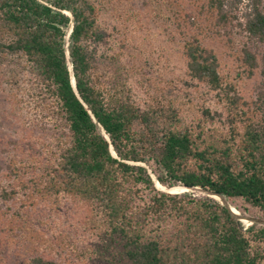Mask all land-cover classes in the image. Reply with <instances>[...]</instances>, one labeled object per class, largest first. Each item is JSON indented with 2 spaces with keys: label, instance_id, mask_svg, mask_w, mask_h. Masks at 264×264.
Returning <instances> with one entry per match:
<instances>
[{
  "label": "trees",
  "instance_id": "1",
  "mask_svg": "<svg viewBox=\"0 0 264 264\" xmlns=\"http://www.w3.org/2000/svg\"><path fill=\"white\" fill-rule=\"evenodd\" d=\"M242 1L143 0L185 64L180 83L158 86L127 52L126 33L117 48L109 41L116 27L108 33L104 15L139 22L133 0H0V68L21 64L54 133L41 157L30 144L27 161L10 159L9 188L0 186V231L27 242L19 264H264V225L244 227L217 200L240 199L264 221V0H245L242 14L259 59L242 48L224 72L206 45ZM233 71L260 73L255 98L238 92ZM135 82L149 90L143 103ZM181 187L216 199L172 192ZM62 204L76 208L77 241L30 221L39 206ZM61 240L70 255L53 259Z\"/></svg>",
  "mask_w": 264,
  "mask_h": 264
},
{
  "label": "rangeland",
  "instance_id": "2",
  "mask_svg": "<svg viewBox=\"0 0 264 264\" xmlns=\"http://www.w3.org/2000/svg\"><path fill=\"white\" fill-rule=\"evenodd\" d=\"M142 2L143 0H133L132 2L134 9L141 11L143 16L141 20L139 22H123L125 27L114 20L110 14L104 15L105 24L108 25L107 32L111 33L110 28L116 27L109 41L114 48H117L116 41L122 39L126 33V37L129 39L127 52L133 53L137 57L136 60L140 64L138 66L146 71L152 83L158 86L164 85L166 82L180 83L185 72L184 60L180 54V43L176 39L172 41L171 36L163 32L162 21L153 14L149 15ZM244 2L245 0L231 6L229 12L233 17L232 22L220 31L221 35L209 37L206 41V45L211 47L220 58L224 72L229 68L235 69L237 63L230 56L234 52L237 53L240 49L247 48L254 52L259 59L263 50L262 43L244 31L242 15L245 11ZM66 39H68V35ZM2 65L5 66L0 68V186L9 188L10 182L7 181L4 173L10 159L26 160L31 153V150L28 149L30 144L34 147V152H32L38 153L41 157L42 150L50 144L54 133L51 120L46 118V113L36 109L30 95L31 81L24 70H20L21 64L9 61ZM11 72H20V75L17 74V83L10 86L7 81L10 79ZM234 73V71L231 72V75L235 78L233 82L236 83L238 92L245 99L255 98L261 78L260 73L256 72L251 78L242 77L241 79L235 77ZM147 89L146 86L135 82L133 91L137 102L143 103L148 99L146 91L149 90ZM181 190V188H176L172 192H185ZM186 191L208 195L202 190L188 189ZM209 196L216 199L213 195ZM217 200L223 202L220 199ZM225 201L230 209L233 206L239 212L237 215L243 217L240 221L244 227L252 223L263 224L260 222L263 220L258 217V211L242 200ZM6 204L13 210L19 205V201L11 200ZM0 206L2 210L6 211L3 199H0ZM76 214H78L76 208L68 204H62L56 213L48 206L41 205L30 217V221L33 224L37 222L39 225H45L46 229L51 232L61 234L60 238L62 239L70 237L71 240L77 241L79 234L72 228ZM246 218L257 221L251 222ZM42 229L45 228L42 227ZM50 231L49 233H51ZM10 235L11 237L5 236V233L0 231V264H19L26 255L27 242L23 240L21 234L14 230ZM63 241L61 240L60 247L55 246L48 252L50 257L58 260L60 257L57 251H62L64 256L70 255V249L63 248L64 245H67L65 244L67 242Z\"/></svg>",
  "mask_w": 264,
  "mask_h": 264
},
{
  "label": "water",
  "instance_id": "3",
  "mask_svg": "<svg viewBox=\"0 0 264 264\" xmlns=\"http://www.w3.org/2000/svg\"><path fill=\"white\" fill-rule=\"evenodd\" d=\"M181 189H192V188H189V187H181ZM193 190H201L200 188H193ZM208 195H216V194H212V193H208V192H206ZM217 196H219V195H217ZM223 202L222 203H224L225 205H227V203H226V201L223 199L222 200ZM228 206V205H227ZM229 207V206H228ZM229 209H230V207H229ZM231 210V209H230ZM232 211V210H231ZM233 212V211H232ZM234 213V212H233ZM234 215L237 217V219L238 220H240L241 218H243V217H240L239 215H237V214H235L234 213ZM246 219H248L249 221H251V222H254V221H257V220H255V219H251V218H246ZM261 223H263L264 224V221H260Z\"/></svg>",
  "mask_w": 264,
  "mask_h": 264
}]
</instances>
